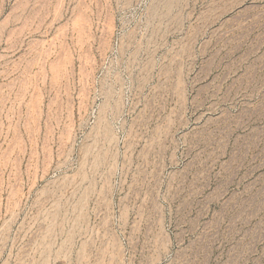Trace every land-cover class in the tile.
Listing matches in <instances>:
<instances>
[{
  "label": "rangeland",
  "instance_id": "rangeland-1",
  "mask_svg": "<svg viewBox=\"0 0 264 264\" xmlns=\"http://www.w3.org/2000/svg\"><path fill=\"white\" fill-rule=\"evenodd\" d=\"M0 264H264V0H0Z\"/></svg>",
  "mask_w": 264,
  "mask_h": 264
}]
</instances>
